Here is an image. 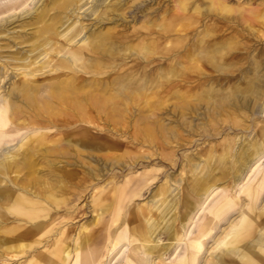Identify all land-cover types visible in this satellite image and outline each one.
<instances>
[{"label": "bare ground", "instance_id": "obj_1", "mask_svg": "<svg viewBox=\"0 0 264 264\" xmlns=\"http://www.w3.org/2000/svg\"><path fill=\"white\" fill-rule=\"evenodd\" d=\"M27 1L0 0V35L14 33V27L8 26L11 23L8 17L15 16ZM79 1L41 0L28 20L29 25L35 26V33L20 41L13 38L19 49L6 50L7 46L0 44V78L8 69L24 70L18 73L22 75L19 82H13L0 95V262L111 264L121 256L119 264H264L263 124L256 125L259 139L245 143L233 154L235 167L230 196L219 195L208 205L219 188L206 166V173L187 182L178 199L167 201L170 184L168 180L161 182L153 197L160 204L167 201L164 207L159 210V205H152L146 215L141 209L134 213L145 223L151 220L147 224L131 225L127 229L126 224L131 220L122 219L113 227L112 235H107L110 244L106 249L104 244L105 251L96 246L97 231L90 232L83 223L70 239L66 229L54 228V237L46 240V249L43 248L40 235L53 226L56 213L65 212L66 218H70L76 208L70 211L66 206L68 198H60L58 194L67 185L65 182L64 186L59 185L57 173L70 162L45 159L50 150L40 153L32 144L35 140L29 137L19 144L20 151L8 153L2 145L11 142L7 134L13 128L35 126L31 133L44 135L39 131L41 127L78 125L79 134H114L112 130L117 132L114 124L109 129L98 128L97 124V133L89 132V124L101 119L108 123L115 116H131L129 104L138 99L144 103L134 108L138 120L144 119L141 113H150L146 114L148 122L142 128L143 134L149 135L164 127L162 119L154 117V111L148 107L155 101L162 104L172 99L181 105L192 102L194 109L199 104L219 109L242 108L251 102L264 101V71L259 74L264 49L261 60H255L256 55L249 56L257 49L254 46L248 47L245 54L230 52L235 49L230 42L226 38L215 40L210 31L222 30L229 19L231 29H236L232 25L238 24L242 31L256 32L257 28L251 27L248 20L254 17L263 25L264 10L243 9L220 0H207L201 10L190 0H177L162 8L156 17L152 13L157 8L150 10L144 4L128 19L126 9L131 0H113L114 3L108 1L101 9H94L95 16L87 29L79 22L70 28L66 26L67 31L59 30L66 20L77 17L73 12L81 7ZM98 1L95 0L100 4ZM138 15L144 18L142 23L132 25ZM205 18L211 28L204 22L203 31L195 38L190 37L188 31ZM83 29L84 38L74 43ZM23 43L25 47L20 46ZM127 58L134 64L122 69ZM240 60H245V65L233 71L231 66ZM114 66L118 69L111 79L98 76ZM193 68L196 71L191 74ZM233 79L244 82V87L229 85ZM156 93L161 95L154 100ZM22 113H28L31 118H22ZM230 113L234 114L233 111L226 114ZM238 116L245 118L246 114L240 111ZM84 139L73 144L88 151L100 150L94 139L87 135ZM36 141L43 145L41 137ZM87 155L93 156L90 152ZM228 156L225 152L220 159ZM114 158L120 163L118 157ZM42 165H52L56 170L44 171ZM62 175L65 179L67 173ZM194 196L199 198L192 200ZM103 199L93 204L97 218L111 208L112 201ZM178 204L184 208L183 213L179 214ZM229 204L240 207L233 219L226 212ZM152 208L159 210L157 217H153ZM135 216L134 221L138 218ZM92 223L95 224V218ZM103 254L105 258L101 260Z\"/></svg>", "mask_w": 264, "mask_h": 264}, {"label": "rangeland", "instance_id": "obj_2", "mask_svg": "<svg viewBox=\"0 0 264 264\" xmlns=\"http://www.w3.org/2000/svg\"><path fill=\"white\" fill-rule=\"evenodd\" d=\"M108 1H110L109 3H114L113 0H99L100 4L96 3L95 0H80L78 4H82L81 7L75 9L73 12V16L77 15L75 19L79 21L72 22V19L73 21L75 19L70 18L59 27V30L67 31L65 29L66 26L69 25L70 28L73 24L78 25L79 22L85 24L87 29V26L91 25L92 19L95 16L93 13L94 9L97 7L101 9ZM220 1L226 2L228 5L243 7V9L264 10V0ZM175 2L177 0H131L127 4L130 7L126 9V14L128 19H130V15L137 10V7L147 4L150 10L157 8V11L152 13V17H156V14L161 12L162 8H168L172 4H175ZM190 2L198 5L202 10L205 8L206 4L204 2H207V0H190ZM40 4L41 0H28L15 16L8 17L9 21H11L8 26L14 27V33L11 35H0V44L7 46L5 47L6 50L19 49L16 48L19 46L13 43V38H16L14 41H20L29 38V33H35V26L29 25L28 23L30 22L28 20L34 8ZM143 19L142 16L138 15L136 20L132 22V25L134 23L135 26H139ZM226 21L227 23H225L222 30L210 29L215 40L226 38L232 48L238 49H232L230 52L239 51L241 54H245L246 51L248 52V47L254 46L257 49H254L249 56L256 55L254 59L261 60L264 49V24L259 25L254 20V17H250L248 24L254 29L257 28V31L247 32L242 31L238 24H233L232 26H235L236 29H231L228 24L232 23L228 22L229 19ZM204 22L211 28L209 25L210 21L205 18L188 31L189 36L195 38L201 33L204 28ZM108 26L111 27L112 25ZM84 33L85 30L83 29L75 37L74 43L80 42L84 38ZM20 46L25 47L26 43ZM38 59L41 61L40 57ZM244 61L240 60L236 62L234 66H231L232 70L235 71L244 66ZM133 64L134 62L127 58L122 65V69L130 67ZM203 68L207 71L210 70L207 65H203ZM117 69L116 66L107 68L104 73L98 76L104 79H111ZM20 71L24 70L22 68L8 69L6 75L0 78V95L7 88L11 87L13 82H19L22 77L21 74H18ZM193 71H196V69L193 68L190 73L193 74ZM263 71L264 61L260 64L259 74ZM84 75L90 76V74ZM37 77L38 79L43 78V76ZM228 84H239L240 88H243L245 85L244 82H238L236 79L231 80ZM225 86L226 84L223 87ZM192 92L195 93V90H192ZM245 94H250V92H246ZM160 95V93L154 94V100H157ZM159 102L155 101V103L150 104L148 107L154 111V117L162 119L164 127L162 129H155L153 134L149 135L143 134L142 128L148 122L145 117L150 113H141L144 119L138 120V112L134 108L144 104L140 100L138 101V99L131 101L129 104L131 107L129 114L131 116L127 115L124 118L115 116L108 120V123L103 122V119H101L89 124L90 133H97V127L109 129L114 124V128L117 129V132L112 130L114 134H79L81 130L78 125H71L67 128L57 126H51L50 128L41 127L39 131L43 132L44 135L38 134L39 132L36 134L31 133L35 126H18L7 134V139L11 138V142L4 146L2 145V147L8 153L20 151L21 148H18L19 144L25 142L29 137L31 140H35L32 144L38 147L37 150L40 153L45 154V150H50L44 157L45 159L49 158L55 161H63L64 159L70 162L69 165L64 167V170L61 169L59 173L56 172L60 181L59 185L61 187L64 186V182L67 185L58 191V194L60 198H68L66 206L70 211L74 207L77 210L75 208L76 212L74 211L75 213L73 212L70 218H66L65 212L56 213L55 216L57 218L54 220L53 226L47 227L48 229L46 228V231L44 230L42 235H40L41 241L44 243L43 248L46 249V240L50 241L54 237V228H58V231H65L66 229L70 239L72 235L78 233L80 224L83 223L86 226L88 225L87 230L90 232L94 231V229L97 231L95 233L97 235L95 238L97 240L96 246L98 249L105 251L108 244H110L107 235L110 233L112 235L113 227L116 224L122 221V219L126 221L131 220V223L126 224L127 229L131 225L144 224V219L140 216H135L134 213L140 212L139 209H141V213L146 215L150 206L155 205L157 207L159 205L160 210L167 201L174 200L175 198L178 199L184 193V186H186L187 182L190 183L194 176L200 177L206 173V166L210 169V173L219 188V191L208 201V205L211 206L216 199L220 198L219 195L230 196L231 184L234 178L231 174L235 167L233 154L245 146V143L259 139L260 134H256V125H264V101L251 102L248 107H225L221 109L213 108L212 106L207 107L203 104L196 105L194 109L192 102L189 105H181L172 99L162 104H158ZM227 110L233 111L234 114L230 113V115H227ZM240 111L246 114L245 118L238 116ZM21 116L25 119L31 118L28 113H22ZM97 124L98 126L95 127ZM26 132L30 133L26 134ZM85 135L88 138L94 139L93 143H97L100 146L99 151H88L75 147L73 142L85 140ZM39 137H41L43 145L36 141ZM88 152L93 156L89 157L87 155ZM225 152L230 156L220 159V156ZM207 156H209V162L206 164L205 159ZM114 157H118L120 163H117ZM45 165H42L44 167L40 166L44 171L54 168L52 165L51 167ZM59 165H63V163L60 162ZM63 173H67L65 179H62ZM164 180H168L170 188L167 201L164 204H160L156 201L157 198L153 197V192ZM114 188L116 189L115 192H113ZM103 198L112 201L111 208L108 212L104 211L100 218H97L93 211V204L94 202L97 203L96 200ZM198 198L196 196L192 200ZM64 205L65 203L61 204L59 210ZM178 207L179 214L183 213L184 208L181 204H178ZM227 207V215L230 216V219H233L240 207L238 204L233 206L229 204ZM159 210H155V208L151 209L153 217L159 215ZM134 216L138 217L136 221H134ZM94 218L95 224H93L94 222L90 224ZM10 224L14 225V223ZM161 238L163 241L168 242L164 235H161ZM104 256V254L101 256V260L105 258ZM121 260L120 256L115 258L111 264H119ZM11 262L5 261L3 263L0 262V264H10Z\"/></svg>", "mask_w": 264, "mask_h": 264}]
</instances>
